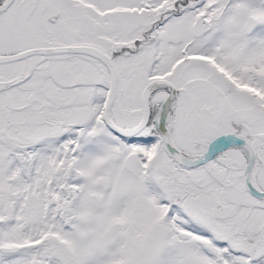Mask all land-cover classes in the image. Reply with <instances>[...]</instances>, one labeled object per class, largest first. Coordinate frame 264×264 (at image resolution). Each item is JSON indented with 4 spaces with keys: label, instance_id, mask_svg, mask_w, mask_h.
Listing matches in <instances>:
<instances>
[{
    "label": "snow or ice",
    "instance_id": "obj_1",
    "mask_svg": "<svg viewBox=\"0 0 264 264\" xmlns=\"http://www.w3.org/2000/svg\"><path fill=\"white\" fill-rule=\"evenodd\" d=\"M0 264H264V0H0Z\"/></svg>",
    "mask_w": 264,
    "mask_h": 264
}]
</instances>
